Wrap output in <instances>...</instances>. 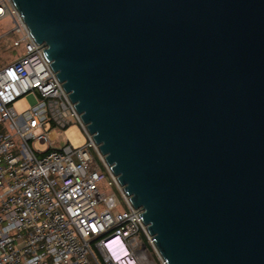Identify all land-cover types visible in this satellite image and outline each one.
<instances>
[{
	"label": "water",
	"instance_id": "95a60500",
	"mask_svg": "<svg viewBox=\"0 0 264 264\" xmlns=\"http://www.w3.org/2000/svg\"><path fill=\"white\" fill-rule=\"evenodd\" d=\"M165 264H264V0H11Z\"/></svg>",
	"mask_w": 264,
	"mask_h": 264
},
{
	"label": "built area",
	"instance_id": "2783aa9c",
	"mask_svg": "<svg viewBox=\"0 0 264 264\" xmlns=\"http://www.w3.org/2000/svg\"><path fill=\"white\" fill-rule=\"evenodd\" d=\"M4 21L19 52L0 67V264H165L11 0ZM71 124L86 143L56 147L53 129Z\"/></svg>",
	"mask_w": 264,
	"mask_h": 264
},
{
	"label": "rangeland",
	"instance_id": "374dc122",
	"mask_svg": "<svg viewBox=\"0 0 264 264\" xmlns=\"http://www.w3.org/2000/svg\"><path fill=\"white\" fill-rule=\"evenodd\" d=\"M10 28L11 24L8 21L0 23V67L11 62L19 52V49L12 44L15 35H6ZM34 103L35 98L33 95H26L17 100L13 104V107L17 111H22ZM53 130L55 133L56 147L68 142L73 148H78L86 143V135L78 124H71L65 129L54 128ZM107 181L108 180L100 185L101 190L107 193L114 191L119 200V205L115 207L114 211L122 210V199L120 194L116 191L114 186H109Z\"/></svg>",
	"mask_w": 264,
	"mask_h": 264
}]
</instances>
